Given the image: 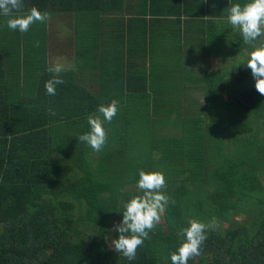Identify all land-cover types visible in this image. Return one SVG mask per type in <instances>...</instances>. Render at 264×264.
Wrapping results in <instances>:
<instances>
[{
    "label": "trees",
    "instance_id": "obj_1",
    "mask_svg": "<svg viewBox=\"0 0 264 264\" xmlns=\"http://www.w3.org/2000/svg\"><path fill=\"white\" fill-rule=\"evenodd\" d=\"M248 2L152 0L140 4L138 14L180 16L184 7L188 14L214 11L212 16L224 18L217 48L225 46L245 56L262 38L245 44L228 16L232 5ZM22 3L17 16L33 7L49 14L93 10L82 0ZM104 6L115 8L109 1ZM8 18L0 15V264H172L171 254L184 242L179 233L189 227L182 213L200 199L208 200L209 205L202 203L209 209H201L202 220L193 219L215 224L205 232L200 255L188 264H264V96L256 91L247 68L250 56L242 60L219 51L223 65L207 71L197 88L213 114L211 123L223 115V135L218 132L215 140L185 144L167 137L161 155L153 149L157 136L151 131L155 123L149 120V108L143 106L146 118L135 115L132 101L122 98L121 87L106 93L116 86L108 80L123 79L121 72L105 77L100 92L88 89L64 67L60 76L65 83L57 85L55 95H47L45 83L52 78L44 49L47 22L21 33L6 27ZM165 23L176 27L180 21ZM227 57L231 60L224 63ZM113 100L118 101V112L103 125L107 142L97 153L78 137L90 131L87 117L98 115V107ZM228 115H233L231 121L225 120ZM199 154L208 162L197 161ZM140 170L163 173L166 187L161 191L169 203L136 258L129 261L109 249L105 231L122 222L124 203L142 195L136 189ZM241 177L239 197L248 209L246 220L235 223L219 206L225 193L236 194L228 188ZM69 194L75 200L63 198ZM222 222L225 228L220 229Z\"/></svg>",
    "mask_w": 264,
    "mask_h": 264
},
{
    "label": "crops",
    "instance_id": "obj_2",
    "mask_svg": "<svg viewBox=\"0 0 264 264\" xmlns=\"http://www.w3.org/2000/svg\"><path fill=\"white\" fill-rule=\"evenodd\" d=\"M103 1H109L115 8L105 7ZM150 1L82 0L93 10L49 14L44 46L46 67L49 69L59 62L67 70L71 69L76 80L88 89L100 92L104 91L105 77L109 79L121 72L123 79L108 80L116 86L107 91V95L122 88V98L143 110L146 105L149 116L155 104L168 110L170 106H177L179 93L194 90L185 84L203 83L196 81L191 67L222 51L217 43L222 37L224 18L219 14L212 16L214 11L212 15L188 14L186 7L180 16L159 11L155 13L158 15L139 16V5ZM171 20L180 21V24L174 27L165 23L170 21L171 24ZM191 20H204L205 24L190 23ZM198 29L200 32L196 31ZM193 60L197 62L191 63ZM173 91L178 94L170 95ZM168 110L164 113L177 122L173 117L179 112ZM149 120L158 123L157 119L150 117Z\"/></svg>",
    "mask_w": 264,
    "mask_h": 264
},
{
    "label": "clouds",
    "instance_id": "obj_3",
    "mask_svg": "<svg viewBox=\"0 0 264 264\" xmlns=\"http://www.w3.org/2000/svg\"><path fill=\"white\" fill-rule=\"evenodd\" d=\"M22 8V0H0V15L9 17L6 27L13 32L18 30L21 33H26L33 24L37 22L43 24L49 18V13H42L35 7L26 14L15 15ZM229 12L228 22L240 32L245 44L254 45L258 38L264 36V0H250L243 6L232 5ZM247 68L251 69L256 91L264 96V41L260 42L258 46H254L247 62ZM48 71L52 73V78L45 83L46 94L55 95L57 85L65 83L60 76L64 67L57 62ZM49 111L51 115H55V112ZM97 112L98 115L87 117L90 131L80 135L78 140L98 153L102 151L107 142V133L103 125L106 122L111 123L116 116L118 101L113 100L107 106L100 105ZM165 187L163 173L139 171L136 189L142 191V195L134 196L123 204L122 222L114 228V231L119 233V237L117 239L106 238L110 245L114 246L113 250L120 256L122 255L129 261L134 260L138 247L143 244L144 240L149 237V232L160 222L161 213L169 203V197L161 191ZM188 223L189 227L183 228L179 233L184 237V242L176 252L171 254L172 264H188L190 258L199 256L200 248L207 239L205 232L214 226L215 221L212 224H205L193 219Z\"/></svg>",
    "mask_w": 264,
    "mask_h": 264
},
{
    "label": "rangeland",
    "instance_id": "obj_4",
    "mask_svg": "<svg viewBox=\"0 0 264 264\" xmlns=\"http://www.w3.org/2000/svg\"><path fill=\"white\" fill-rule=\"evenodd\" d=\"M224 28V27H223ZM261 40H257L259 44L260 42H262L264 40V36L261 37ZM222 53L225 55H238L239 59L244 60L247 56H250L251 52L246 51V55L245 56H241L239 52L235 51V50H231L228 47H223L222 48ZM191 54H188V56ZM210 58L208 60L206 59H202L201 61H199L198 63H196L197 61L193 60L191 63H196L194 64V66L191 67V70L194 72L195 77H196V81L197 82H202L204 81V74L207 71H211V72H215L217 71V68L220 65H223V57L219 56V54H211L209 55ZM208 57V56H206ZM231 58L227 57L224 61L228 62L230 61ZM186 87L188 89H194V90H189L186 91L184 93H179L180 94V101H178L177 106H170L171 109H167V108H163L162 106L160 107L159 105L155 104L154 107V112L153 114L150 116L151 118H154L158 120V123L154 124V128L151 129L152 134L157 136V145L153 147V149L157 152H159L161 155H163V151H161V149L163 148L164 145V138H172V139H177L179 140L181 143L185 144L187 141L191 140L192 142H195L197 140H202V141H206L209 142L211 140H215L214 138L217 137L216 133L221 132L220 135H223V115H221L218 119L217 116L215 117V121L213 123H211V120L213 119V114L211 111H209V109L206 107V99H204L202 97V91L201 90H197L198 87V83L197 86H194L193 84H185ZM176 94H178V92L173 91L170 95L175 96ZM169 95V94H168ZM132 109L135 111L134 114L135 115H140L141 117L146 118V114L145 111L139 107H136L134 105L131 106ZM134 107V108H133ZM178 107V108H177ZM178 111L179 114L178 116H171L173 117V119H175L177 122H174L172 119H170L168 114H165L164 111ZM189 111L187 115H185L184 113L186 111ZM153 111V109H152ZM230 116V115H228ZM232 116L228 117L225 120H232ZM156 121V120H155ZM212 124V127L209 129L208 125ZM184 147H182L183 149ZM192 150V149H191ZM221 150H223L221 148ZM193 155L195 154L194 151L192 150ZM222 155H226L225 153ZM161 157V156H160ZM159 157V158H160ZM199 154L195 157V159L201 163H205L207 161L206 156H203ZM211 158V157H210ZM208 162V161H207ZM217 164V163H216ZM243 178H235L231 183L230 186L232 188H228V191H232L233 193H236L234 195H232V193H225L224 197L221 198L220 200V208L221 210H223L224 215L230 220V222H235V223H241L244 222L246 220L245 217V210H247V205L245 203H242V199L239 197V194L241 192V188L239 186V184L243 183ZM264 183V180H263ZM131 189H134V186L130 187ZM238 195V196H237ZM63 198H69L70 200H75L74 196L72 195H64ZM210 199V197H209ZM240 201V204H239ZM206 205L208 204V200L207 199H200L199 201H196L195 204L193 203V205L186 209L183 213H182V218L184 220V222L188 223L189 220H193V218H199L200 220H202V218H200L199 216H201V213H204L201 209H205L208 210L209 207H204L203 203ZM209 205V204H208ZM237 207H234V206ZM87 208L86 206L83 208L84 209ZM225 208V210H224ZM238 208V209H237ZM175 210V208H173ZM237 209V211L235 210ZM182 212V211H181ZM163 215V213H161V216ZM114 225V224H112ZM114 226H111V228H108L105 231V238L111 237V239H117L118 236L115 235L114 232ZM218 228L222 229L225 228L224 223L222 222L221 224H218ZM209 229H212V227H210ZM108 247L111 251L115 252L113 250L114 246L110 245V242L106 239ZM195 258V257H193Z\"/></svg>",
    "mask_w": 264,
    "mask_h": 264
}]
</instances>
